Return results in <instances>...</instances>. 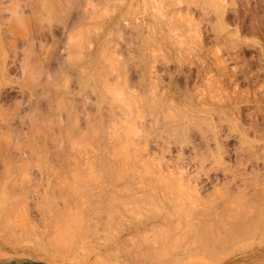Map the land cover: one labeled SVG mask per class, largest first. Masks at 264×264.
<instances>
[{"label":"rangeland","instance_id":"374dc122","mask_svg":"<svg viewBox=\"0 0 264 264\" xmlns=\"http://www.w3.org/2000/svg\"><path fill=\"white\" fill-rule=\"evenodd\" d=\"M259 186L264 0H0V264H264Z\"/></svg>","mask_w":264,"mask_h":264},{"label":"bare ground","instance_id":"6f19581e","mask_svg":"<svg viewBox=\"0 0 264 264\" xmlns=\"http://www.w3.org/2000/svg\"><path fill=\"white\" fill-rule=\"evenodd\" d=\"M44 2H45V1H44ZM67 4H69V3H67ZM49 14H50V13H49ZM43 16H44V15H43ZM43 16H42V17H43ZM45 18H46V17H45ZM49 18H50V17H49ZM148 26H149V25H148ZM116 27H117V26H116ZM85 31H86V30H85ZM72 36H73V35H72ZM75 36H77L76 38H78L79 35H75ZM73 37H74V36H73ZM83 37H84V36H83ZM149 38H150V37H149ZM74 39H75V38H74ZM71 41H73V40L71 39ZM74 41H75V40H74ZM80 41H81V40H80ZM75 42H78V40L75 41ZM78 43H79V42H78ZM79 44H80V43H79ZM81 44H82V43H81ZM83 44H84V43H83ZM74 45H75V44H74ZM76 45H77V44H76ZM76 45H75V46H76ZM146 45H147V44H146ZM75 46H74V47H75ZM79 46H80V45H79ZM77 48H78V47H77ZM150 49H151V48H150ZM154 50H155V49H154ZM78 53H79V52H78ZM78 53H76V54H78ZM72 55H73V54H72ZM74 56H75V55H74ZM76 56H77V55H76ZM78 56H79V54H78ZM81 57H82V56H81ZM72 58H73V57H72ZM72 58H71V59H72ZM70 61H71V60H70ZM74 61L76 62L77 59L74 58ZM78 61H79V59H78ZM78 61H77V62H78ZM34 67H35V66H34ZM87 68H89V67H87ZM88 71H89V70H88ZM32 73H33V71H32ZM86 73H87V72H86ZM65 74H66V73H65ZM35 75H36V74H35ZM58 76H59V75H58ZM60 77H61V76H60ZM62 82H63V81H62ZM66 83H67V82H66ZM62 84H63V83H62ZM55 96H56V95H55ZM61 101H62V100H61ZM171 102H172V101H171ZM180 108H182V107H180ZM192 109H193V107H192ZM193 110H194V109H193ZM196 110H197V109H196ZM182 111H183V113H184V110H182ZM127 117L129 118V116H127ZM130 118H131V116H130ZM73 120H74V119H73ZM71 122H72V121H71ZM73 122H74V121H73ZM70 124H71V123H70ZM75 125H76V123H75ZM102 127H103V126H102ZM209 127H210V126H209ZM72 128H73V127H72ZM72 128H71V129H72ZM92 128H93V127H92ZM73 129H74V128H73ZM130 129H131V128H130ZM178 129H179V127H178ZM171 130H172V129H171ZM175 130H176V129H175ZM184 130H185V129H184ZM36 131H37V130H36ZM36 131H35V132H36ZM97 131H98V130H97ZM205 131H206V130H205ZM36 133H38V132H36ZM40 133H41V130H40ZM67 133H68V132H67ZM95 133H96V132L94 131L93 135H95ZM103 133H104V132H103ZM7 135H8V134H7ZM43 135H44V134H43ZM90 135H91V134H90ZM96 135H97V133H96ZM213 135H214V134H213ZM101 136H102V135H101ZM8 138H10V137H8ZM35 138H36V137H35ZM213 138H214V137H213ZM4 140H5V139H4ZM69 140H70V139H69ZM179 140H180V139H179ZM9 141H10V140H9ZM35 141H36V139H35ZM183 141H184V140H183ZM183 141H182V142H183ZM5 142H6V140H5ZM176 142H177V141H176ZM216 142H217V140H216ZM37 143H38V142H37ZM7 144H8V143H7ZM182 144H183V145H187V143H186V144L182 143ZM9 145H10V144H9ZM39 145H40V144H39ZM41 145H42V144H41ZM189 145H190V144H189ZM187 146H188V145H187ZM41 147H42V146H41ZM219 150H220V148H219ZM216 153H217V152H216ZM219 153H220V152H219ZM214 154H215V153H214ZM220 155H221V154H220ZM252 156H253V155H252ZM252 158H253V157H252ZM46 159H47V158H46ZM255 159H256V158H255ZM44 165H45V164H44ZM22 166H23V165H22ZM27 166H28V164H27ZM22 168H23V167H22ZM25 168H26V167H25ZM110 168H111V167H110ZM109 170H110V169H109ZM24 171H25V170H24ZM111 171H113L112 168H111ZM111 171H110V172H111ZM113 173H116V172L113 171V172L111 173V175H114ZM63 175H64V174H63ZM115 175H116V174H115ZM76 176L79 177L78 175H75L74 178H75ZM110 177H111V176H110ZM64 178H65V177H64ZM162 178H163L164 182H165L166 184L169 183V185H170L171 187H174V186H179V187H180L181 185H183V183L181 182V181H182L181 179H172V178H170V177H162ZM80 179H82V178H79V179L76 178V180H77L76 183H75L76 185H75L74 182H73V180L75 181V179H72L71 182H73V183L70 184V187H69V188L75 189V188L78 186V183H77V182H78ZM83 179L86 180V178H83ZM91 179H93V178H91ZM91 179H90V180H91ZM94 179H95V178H94ZM110 179H111V178H110ZM90 180H89V181H90ZM97 180H98V179H97ZM113 180H114V179H113ZM163 180L160 179L159 181L152 182V187H154V188H156V189H157V188H162V189H163V186L165 185V184H163ZM87 181H88V180H87ZM71 182H70V183H71ZM79 182H81V181H79ZM83 182H84V181H83ZM84 183H85V182H84ZM87 183H88V182H86V184H87ZM91 183H92V182H91ZM94 183H95V182H94ZM110 183H111V182H110ZM86 184H85V185H86ZM71 185H72V187H71ZM73 185H75V187H74ZM80 185H82V184L79 183V186H80ZM257 185H259V184H257ZM262 185H263V184H262ZM68 186H69V185H68ZM79 186H78V187H79ZM73 187H74V188H73ZM78 187H77V189H78ZM81 187H82V186H80V188H81ZM259 187H261V195H262V194L264 195V187H263V186H259ZM82 189H83V187H82ZM79 190H80V189H78V192H77V193H79ZM73 191H74V190H73ZM75 191H77V190H75ZM75 191H74V193H75ZM180 191H181V190H180ZM246 192H247V191H246ZM2 193H3V192L1 191V193H0L1 195H0V196L3 195ZM248 193H249V192H248ZM247 195H248V194H247ZM3 196H4V195H3ZM73 196H74V195H73ZM91 196H92V195H91ZM218 196H219V194H218ZM48 198H50V197H48ZM263 198H264V196H263ZM4 199H5V198H4ZM17 199H18V198H17ZM237 200H238V202H237L236 208L238 207V208L240 209L241 206H244V208H248V209L244 210V212H243V210H242L243 207H242V209H240L241 212L239 211L238 215H240V214L242 215V212H243L244 215H246V216H247V215H250L251 218H252L251 226H252L253 228H252V227H250V228L247 227L248 229H247V228H246V229H247L248 231L244 229L245 233H248V232H249V233H252V230H253V229L257 231V228H259V229L261 228V229L263 230V229H264V206H263L264 203H263V204H260V205L262 206L261 208H260V206H258V207L260 208V209H259V208L257 207V205H254V204H253V205H250V206H245L244 203H242V202L239 201L240 198L237 199ZM1 201L4 202L3 199H2ZM50 201H51V199H50ZM48 202H49V200H48ZM263 202H264V200H263ZM0 203H1V202H0ZM2 204H4V203H2ZM43 205H44V204H43ZM19 206H20V205H19ZM44 207H45V206H44ZM233 207H234V208H231V209L229 210L230 212H231V211H234V212H235L234 209H236V208H235V206H233ZM45 208H46V207H45ZM79 208H80V207H79ZM79 208H78V210H79ZM262 209H263V210H262ZM246 211H247V212H246ZM81 214H82V211H81ZM81 214H80V216H78V215H75V216H76V217L78 216L77 218H81ZM235 214H237V213H235ZM20 215H21V214H20ZM229 215H230V214H229ZM244 215H242V216H244ZM62 216H63V214H61V217H62ZM63 218H64V217H62L61 219H63ZM76 220L78 221V223H82L83 218H82V219H76ZM88 220H89V219H88ZM195 221H196V220H195ZM240 223H241V222H240ZM240 223H238V224L240 225ZM244 223H245V222H244ZM212 224H213V223H211V224H207V225H208V226H212V227H214V226H213L214 224H213V225H212ZM231 224H232V223H231ZM241 224H243V223H241ZM80 225H81V224H79V227H78V226L76 227V229H77L76 231H77V232L75 231V228H73V229H74V232H75L76 234L78 233V229H80V230L82 229V228H80V227H81ZM239 225H238V226H239ZM243 225L246 226V225H247V222H246L245 224H243ZM205 226H206V225H204V227H205ZM215 226H216V225H215ZM232 227H235V226H232ZM239 227H240V226H239ZM254 227H255V228H254ZM207 228H208V227H206V229H207ZM216 228H218V229H216ZM216 228H214L215 231L219 230V227H218V226H217ZM251 228H252V229H251ZM88 229H89V228H88ZM91 229H92V228H91ZM209 229H210V230H211V229L213 230V228H209ZM209 229H207L206 231L209 232V231H210ZM227 229H228V228H227ZM227 229H226L227 234H226V233H225L226 235L224 234V237H226V239H223L224 242H225L227 239H228V241H229V239H231L232 236H229V235H228V234H230V233H231L230 235H234L235 233H237L238 236L235 235L236 237H240L239 235L243 234L242 238H245L244 236H245L246 234L244 235V231L240 230V229H242V228L237 229L236 231H235V229L233 228V230H234L235 233H234V232H230L231 229H230V231L227 230ZM10 230H11V229H10ZM62 230H64V229H61V231H62ZM80 230H79V231H80ZM82 230H83V229H82ZM208 230H209V231H208ZM224 230H225V228H224ZM224 230H223V232H225ZM238 230H239V231H242L243 233L239 232ZM65 231H67V230L65 229ZM69 231L71 232V229H70V230L68 229V232H67L68 234H66V232L64 233L65 236L63 235V237H62L63 240H62V241H61V240L59 241V239H58L57 244H64V243H66V242H64V241H66V239H67L66 235H69V234H70ZM204 231H205V229L203 230V232H204ZM206 231H205V232H206ZM219 231H220V230H219ZM219 231H218V232H219ZM260 231H261V230H260ZM82 232H84V230H83ZM211 232H213V231H210V233H211ZM229 232H230V233H229ZM253 232H255V231H253ZM257 232H259V231H257ZM261 232H264V230L261 231ZM60 233H61V232H60ZM72 233H73V231H72ZM232 233H233V234H232ZM239 233H240V234H239ZM62 234H63V231H62ZM62 234H61V235H62ZM83 234H84V233H83ZM83 234H82V237H83ZM196 234H197L198 236L200 235V233H198V232H197ZM211 234H212V233H211ZM220 234H221V236H222V231H221ZM259 234H261V233H259ZM72 235H73V237L75 236L74 233H73ZM79 235H81V232H79ZM87 235H88V234H87ZM209 235H210V234H209ZM227 235H228L230 238L227 237ZM255 235H256V232H255ZM10 236H11V235H10ZM69 236H70V235H69ZM69 236H68V237H69ZM76 236H77V235H76ZM76 236H75V237H76ZM204 236H205V235H204ZM212 236H213V234H212ZM235 236H234V237H235ZM248 236H250V234H247V236H246L247 238L245 239L246 242H247V239L249 238ZM262 236H263V234H262ZM262 236H261V237H262ZM201 237H202V235H201L199 238H201ZM222 237H223V236H222ZM234 237H232V238H234ZM236 237H235V238H236ZM263 237H264V236H263ZM263 237H262V238H263ZM59 238H60V236H59ZM64 238H65V239H64ZM77 238H78V236H77ZM250 238L252 239V237H250ZM250 238H249V239H250ZM80 239H81V238H80ZM221 239H222V238H221ZM249 239H248V240H249ZM251 239H250V240H251ZM234 240H235V239H234ZM242 240H243V239H242ZM107 241H108V240H107ZM230 241L233 242V239L230 240ZM230 241H229V242H230ZM237 241H238V240H237ZM239 241H240V240H239ZM243 241H244V240H243ZM224 242H221V243L225 244ZM226 242H227V241H226ZM237 243H238V242H237ZM217 244H218V243H217ZM229 244H230V243H229ZM233 244H236V243H233ZM189 245H190V244H189ZM210 245L212 246L213 244H210ZM221 245H222V244H221ZM236 245H237V244H236ZM240 245H241V244H240ZM217 246H218V245H216V248H215V249H217ZM202 247H203V246H202ZM203 248H204V247H203ZM212 248H214V247H212ZM204 249H205V248H204ZM207 249H208V248H207ZM209 249H211V248H209ZM215 249H213L212 252L215 251ZM219 249H220V248H219ZM165 250H166V249H165ZM201 251H202V250H201ZM201 251H200V252H201ZM205 252L208 253L207 250H205ZM189 253H190V252H189ZM210 253H211V252H210ZM201 254H202V252H201ZM203 255H204V254H203ZM207 255H209V254H207ZM204 256H205V255H204ZM192 257H193V256H192ZM192 257H191V258H192ZM156 259H157V258H156ZM186 259H187V258H186ZM193 259H194V258H193ZM184 260H185V259H184ZM185 264H186V263H185Z\"/></svg>","mask_w":264,"mask_h":264}]
</instances>
